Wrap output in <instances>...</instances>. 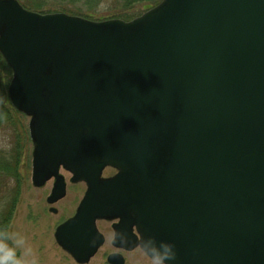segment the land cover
I'll use <instances>...</instances> for the list:
<instances>
[{
  "label": "water",
  "instance_id": "water-1",
  "mask_svg": "<svg viewBox=\"0 0 264 264\" xmlns=\"http://www.w3.org/2000/svg\"><path fill=\"white\" fill-rule=\"evenodd\" d=\"M0 54L33 185L54 177L51 204L60 168L87 186L55 231L77 263L104 242L96 221L120 217L150 258L143 245L171 242L174 264H264V0H161L129 21L0 0Z\"/></svg>",
  "mask_w": 264,
  "mask_h": 264
},
{
  "label": "rangeland",
  "instance_id": "rangeland-1",
  "mask_svg": "<svg viewBox=\"0 0 264 264\" xmlns=\"http://www.w3.org/2000/svg\"><path fill=\"white\" fill-rule=\"evenodd\" d=\"M17 1L25 9L41 14L62 12L93 21L109 19L129 21L161 2V0H30L31 4L29 0ZM1 59L3 58L0 54V104L3 103L6 107L7 88L12 71L4 59ZM9 107L12 112L14 108ZM11 125L16 127L18 138L13 139L11 134L0 132V157L14 147L18 149V195L7 230V234L22 237L24 240L23 248H17V256L23 259L25 264H33V261L35 264H79L55 243L53 232L57 224L74 214L83 196L84 185L81 182H69L70 174L61 170L66 180V194L55 204L48 203L46 198L52 182L34 186L31 179L33 144L29 135V117L17 111L13 115ZM109 172L106 170L104 174ZM11 182L10 184H15V181ZM8 198L6 194H0V211ZM52 208L56 213L51 211ZM98 227L105 236V242L85 264H109L107 257L117 253L110 244L112 234L109 225L106 222H99ZM7 242L14 246L11 241ZM120 254L124 258V264H152V259L140 247Z\"/></svg>",
  "mask_w": 264,
  "mask_h": 264
},
{
  "label": "trees",
  "instance_id": "trees-1",
  "mask_svg": "<svg viewBox=\"0 0 264 264\" xmlns=\"http://www.w3.org/2000/svg\"><path fill=\"white\" fill-rule=\"evenodd\" d=\"M28 2L32 4L30 0ZM7 102L8 103L6 104V107L3 103L0 104V132L11 134L13 139H17V129L16 127H13L11 125L13 115L16 114L17 111L15 110V112L13 109L11 112V109L9 107L11 106V104L8 99ZM18 156V149L14 147L13 150L10 149L9 151H7V153H5L4 156L0 157V194L4 193L9 196L8 200L1 206L2 210L0 211V236H3V234H7L9 221L12 217V213L14 211L15 203L17 200V186L19 177L17 172L19 164ZM11 181H15V184H10Z\"/></svg>",
  "mask_w": 264,
  "mask_h": 264
},
{
  "label": "flooded vegetation",
  "instance_id": "flooded-vegetation-1",
  "mask_svg": "<svg viewBox=\"0 0 264 264\" xmlns=\"http://www.w3.org/2000/svg\"><path fill=\"white\" fill-rule=\"evenodd\" d=\"M106 170H109L110 172L109 173H107V174H104V172L106 171ZM61 171V170H60ZM62 174V173H61ZM119 174V169H117V167H112V166H107V167H105L104 169H103V171H102V174H101V177L102 178H105V179H107V178H111V177H115V176H117ZM130 174H131V171H130ZM63 175V174H62ZM63 177H64V175H63ZM64 179H65V177H64ZM70 179H71V174H70V177H69V182H70ZM48 181H51L52 183H51V186H50V191H49V195L47 196V198H46V201L48 202V199L51 197V194H52V190H53V187H54V183H55V180L53 179V178H51V179H49V180H47V181H45V183L44 184H46ZM65 182H66V180H65ZM43 184V185H44ZM81 184H83L84 185V193H83V195L85 194V191H86V184L85 183H83V182H81ZM42 185V186H43ZM67 187V186H66ZM116 193H119V195H121L122 196V199H123V206H128V207H131V181H130V183H128V182H125V184H123V187H121V188H117L116 189ZM83 197V196H82ZM81 199L82 198H80V200H79V202L81 201ZM56 202H58V201H56ZM55 202V203H56ZM49 203V202H48ZM55 203H53V204H55ZM51 204V203H50ZM51 209V208H50ZM52 212H55L56 213V211H54L53 210V208H52V210H51ZM129 212H131V211H129ZM75 213V212H74ZM120 213H126V212H124V211H122V212H120ZM71 217V216H70ZM70 217H67L66 219H68V218H70ZM65 219V220H66ZM64 220V221H65ZM63 222V221H62ZM62 222H60L59 224H61ZM99 222H106V224L107 225H109V228H110V230H111V234H112V237H111V240H110V244H111V246H112V248L114 249V250H116V252H118V253H120V252H126V251H131V249H129V244H130V240H131V226L129 227V226H126L127 227V229H126V227H125V223H127V222H122V220H121V218L120 217H117V218H113V219H111V220H107V219H100V220H97V222H96V225H97V228H98V230H99V227H98V223ZM59 224H57L56 225V227L59 225ZM56 227H55V229H56ZM114 227H119V228H121L122 229V236H118V238H117V242L115 241V230H114ZM129 229H130V231H129ZM100 231V230H99ZM103 234V233H102ZM103 236H104V234H103ZM104 242H105V236H104ZM104 244V243H103Z\"/></svg>",
  "mask_w": 264,
  "mask_h": 264
},
{
  "label": "clouds",
  "instance_id": "clouds-1",
  "mask_svg": "<svg viewBox=\"0 0 264 264\" xmlns=\"http://www.w3.org/2000/svg\"><path fill=\"white\" fill-rule=\"evenodd\" d=\"M154 240V239H153ZM7 241H11L12 245ZM24 240L13 234H3L0 237V264H25V261L17 256V248H23ZM145 250L151 256L152 264H174L177 256L174 243L161 242L160 245L152 243ZM27 254V251L25 252ZM33 264L35 262L33 261Z\"/></svg>",
  "mask_w": 264,
  "mask_h": 264
},
{
  "label": "bare ground",
  "instance_id": "bare-ground-1",
  "mask_svg": "<svg viewBox=\"0 0 264 264\" xmlns=\"http://www.w3.org/2000/svg\"><path fill=\"white\" fill-rule=\"evenodd\" d=\"M56 229H57V227H56ZM56 229H55L54 232H53V236H54V241H55V243H57V242H56V239H55V231H56Z\"/></svg>",
  "mask_w": 264,
  "mask_h": 264
}]
</instances>
